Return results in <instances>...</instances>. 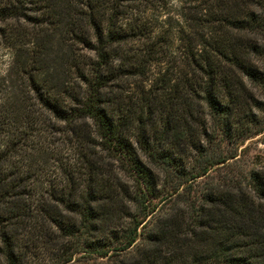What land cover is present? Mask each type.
I'll return each instance as SVG.
<instances>
[{"label": "trees", "instance_id": "16d2710c", "mask_svg": "<svg viewBox=\"0 0 264 264\" xmlns=\"http://www.w3.org/2000/svg\"><path fill=\"white\" fill-rule=\"evenodd\" d=\"M0 47V264H264V0H0Z\"/></svg>", "mask_w": 264, "mask_h": 264}, {"label": "rangeland", "instance_id": "374dc122", "mask_svg": "<svg viewBox=\"0 0 264 264\" xmlns=\"http://www.w3.org/2000/svg\"><path fill=\"white\" fill-rule=\"evenodd\" d=\"M173 2H176V0H172ZM12 62V55L11 53L0 47V71H5L11 64ZM259 137H255L253 139H249L245 145L243 147H245L246 145H249V152L251 155L259 153V154H263V149L264 148V144L261 142H258ZM199 184H202L204 182V179L201 178L197 181ZM196 183V182H195ZM42 259L40 260V262H42ZM44 264L48 263V258L44 259L43 261Z\"/></svg>", "mask_w": 264, "mask_h": 264}]
</instances>
